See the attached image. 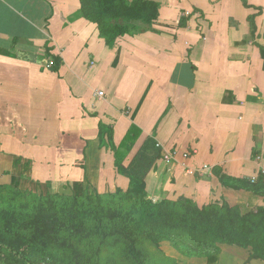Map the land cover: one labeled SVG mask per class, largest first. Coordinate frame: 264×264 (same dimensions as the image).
I'll use <instances>...</instances> for the list:
<instances>
[{
	"label": "crops",
	"instance_id": "1",
	"mask_svg": "<svg viewBox=\"0 0 264 264\" xmlns=\"http://www.w3.org/2000/svg\"><path fill=\"white\" fill-rule=\"evenodd\" d=\"M100 124L179 150L147 187L264 206V0H0V185L128 179Z\"/></svg>",
	"mask_w": 264,
	"mask_h": 264
},
{
	"label": "rangeland",
	"instance_id": "2",
	"mask_svg": "<svg viewBox=\"0 0 264 264\" xmlns=\"http://www.w3.org/2000/svg\"><path fill=\"white\" fill-rule=\"evenodd\" d=\"M129 25L132 30L142 28V25L133 21ZM227 185L236 188V184ZM56 186L35 182L0 187V255L9 258L13 264H134L128 253L127 242L110 232L109 224H102L100 228L99 224L93 222L86 225L65 224L67 219L63 216L57 222H43L41 218H34L35 207L40 203H49V194L56 195L52 201L59 208L69 205L72 196L82 197L86 192L90 195L101 194L103 204L107 207L130 208L135 203V199L125 196L131 189L130 180L95 175L85 182L58 183ZM146 191L156 201L176 202L178 205L184 202L198 208L212 204L219 207L224 204L231 207L248 204L247 198L242 199L236 194L228 199H212L204 204L182 194H174V198H171L169 192L160 191L155 182L150 187L146 186ZM257 221L255 218L254 224ZM44 225L50 227L45 228ZM212 243L214 247L202 248L176 237L143 235L137 238V247L142 253L144 264L251 263L249 248L221 240Z\"/></svg>",
	"mask_w": 264,
	"mask_h": 264
},
{
	"label": "trees",
	"instance_id": "3",
	"mask_svg": "<svg viewBox=\"0 0 264 264\" xmlns=\"http://www.w3.org/2000/svg\"><path fill=\"white\" fill-rule=\"evenodd\" d=\"M139 11L140 6L133 7ZM149 15L154 7H149ZM137 14L139 12H136ZM118 29V28H117ZM58 70L61 58L51 57ZM102 137H107V145L114 151L117 172L130 180L131 189L126 197L135 199L130 208H113L103 204L101 194L72 196L69 205L57 207L52 199L56 195H48L49 203H40L35 207L34 218H41L43 222H57L61 216L72 225L96 223L100 228L107 225L110 232L117 234L127 242L128 253L134 264H144L142 253L137 247V238L143 235L158 238L176 237L197 247H214L213 241L221 240L229 244L250 249V259L264 261V206L253 207V204H241L231 207L216 204L203 208L181 202L156 201L146 191V176L154 166L156 160L162 157L159 143L148 138L136 152L130 164L125 165L127 149L135 143L140 130L132 126L122 142L117 146L112 140V128L100 124ZM1 185L0 187H3ZM9 186V185H8ZM258 221L254 224V219ZM45 228L50 225H44ZM99 228V231H100ZM0 264H13L9 258L0 255Z\"/></svg>",
	"mask_w": 264,
	"mask_h": 264
},
{
	"label": "built area",
	"instance_id": "4",
	"mask_svg": "<svg viewBox=\"0 0 264 264\" xmlns=\"http://www.w3.org/2000/svg\"><path fill=\"white\" fill-rule=\"evenodd\" d=\"M54 65V62L52 60V58H48L47 59V66L48 67H52ZM100 96L104 95V91H100L99 92ZM197 151L196 149H192V150H186L183 153L184 158H188L191 157L193 154H195ZM179 155V150L178 149H170V150H165L162 153V160L166 163H172V162H176L177 158ZM208 167H203V168H193V167H187L186 168V172L189 175H202V173L207 170Z\"/></svg>",
	"mask_w": 264,
	"mask_h": 264
}]
</instances>
